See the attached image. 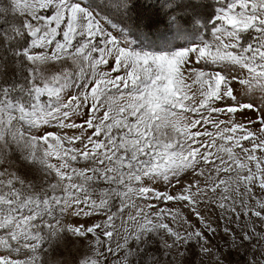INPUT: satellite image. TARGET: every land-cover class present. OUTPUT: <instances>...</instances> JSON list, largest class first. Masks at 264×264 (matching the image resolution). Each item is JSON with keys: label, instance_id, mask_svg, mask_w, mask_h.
I'll list each match as a JSON object with an SVG mask.
<instances>
[{"label": "snow or ice", "instance_id": "snow-or-ice-1", "mask_svg": "<svg viewBox=\"0 0 264 264\" xmlns=\"http://www.w3.org/2000/svg\"><path fill=\"white\" fill-rule=\"evenodd\" d=\"M112 2L116 8L125 9L130 0ZM17 7L31 17L24 21L30 45L25 41L12 48L17 61L26 60L33 65L66 58L73 63L83 61L92 72L93 82L81 85L83 90L77 89L73 94L70 90L73 74L68 69L44 77L37 69L29 68L27 84L9 81L0 87V138L11 133L18 144L23 142L24 148L31 150L29 156L33 159L36 144L47 145L39 162L58 178L51 188H62L61 195L55 191L52 195H26L17 189L14 181L20 184L24 181L14 173L6 180L0 179V185L8 189L0 195V229L7 233L0 237V248L9 253L0 255V264H29L28 260L13 258L12 253L19 254L22 250L36 253L45 242L37 221H43L45 216L56 219L57 209L61 216L70 213L77 217L101 214L106 217L102 223L67 225V231L77 238H94L89 241L94 255L86 256L78 264H107L106 258L100 259L105 255L102 249L107 244L106 251L111 253L114 234H119L109 198H119L121 207L117 211L121 213L125 207L137 209L136 215L128 219L137 222L138 229L128 232L124 243L117 244L118 249L125 248L133 238L138 245L147 246L151 234L160 236L163 232L171 239V243L164 239L168 249L190 247L195 239L202 252L210 253L211 241L206 233L215 234L216 229L198 210L208 192L215 193L223 187L227 193L233 183L237 192L243 185L245 195L253 192V185L264 190V157L257 154L264 153V0H225V6L218 8L209 20L214 44L201 41L199 45L159 53L133 50L117 35L106 31L104 19L80 2L24 0L23 7L19 3ZM44 9H54V13L39 14ZM61 32L62 39H57ZM101 65L108 66V70H100ZM237 67L240 73L235 74ZM192 77L189 84L187 80ZM237 84L240 93L236 91ZM192 85H198L196 91ZM257 92L262 97L259 103L248 98L250 93L254 97ZM13 93L19 95L13 97ZM241 93L244 99L239 98ZM45 95L54 100L47 107L41 103ZM247 112L259 115L247 122L233 119ZM76 116L86 118L77 122ZM53 123L61 130L76 129L79 134L61 137L43 127ZM257 124L258 132L250 127ZM33 131L41 134L33 135ZM65 141L69 145L79 141L83 148L65 149ZM245 142L250 146H245ZM52 157L57 163H49ZM80 160L86 167H71L69 161ZM182 169L200 176L207 171L211 183L203 188L199 181L195 185L189 183L176 194L160 190L155 183L149 185V181L160 179L171 184L169 172H173L179 184L177 177ZM221 173H227V179H220ZM74 176L84 183L74 182ZM95 180L115 185L105 189L99 202L91 198L86 187ZM136 198L186 202L185 207L190 208L203 230L170 226L165 218L170 216L175 222L179 214L165 208L154 213L153 220L143 208H138ZM227 199L228 196L222 197L221 209H225L223 201ZM252 199L256 204L246 207L244 215L251 214L264 221V200L255 196ZM231 211L235 212V207ZM236 219H240L239 214ZM183 223L189 222L185 219ZM60 225L61 221L56 219L55 224L44 222L42 226L56 235L63 231ZM224 231L230 230L226 227ZM241 239L250 241L252 236L245 231ZM143 251L137 249L138 254ZM128 254L131 255V249ZM30 259L31 264H37L35 255Z\"/></svg>", "mask_w": 264, "mask_h": 264}, {"label": "rangeland", "instance_id": "rangeland-1", "mask_svg": "<svg viewBox=\"0 0 264 264\" xmlns=\"http://www.w3.org/2000/svg\"><path fill=\"white\" fill-rule=\"evenodd\" d=\"M70 2L78 1L70 0ZM17 3L23 7L24 0H0V87L4 86V84L9 81L27 84L26 78L28 77L29 68L37 69L44 77H49L63 68L68 69V71L73 74L71 81L73 86L70 89L73 94L76 93L77 89H80L81 85H90L93 82L92 72L86 62L78 61L73 63L71 59L66 58L59 62L48 61L44 64L33 65L26 60L21 63L13 57L12 48L17 44H23L21 38L27 34V30L24 28V21L26 19H31L27 11H21L20 8L17 7ZM46 12H49V14L47 15ZM53 13L54 9H44L41 10L39 14L49 16ZM103 22L106 31H110L114 35H117L118 39L126 42L130 48L136 51L144 50L159 53L183 48L176 47L166 50H150L144 47H139L135 45L132 39L128 38L125 33L120 30V27L106 19H104ZM32 23L36 24L37 22L32 21ZM17 32H19L20 35H17ZM57 39H62V32L57 36ZM201 41L214 44L215 41L212 32L209 40L205 38L198 39L184 47L199 45ZM30 43L31 40L29 45ZM100 70L107 71L108 66L101 65ZM238 73H240V69L237 67L235 69V74ZM244 74H246V72ZM192 79H194V77L188 79L187 82L192 84ZM40 82V80H37V83ZM197 88L198 85H192L193 91H196ZM235 88L238 93L241 92L240 85H235ZM67 90L68 89H66V91ZM80 90L82 91L83 89ZM12 95L13 97H17L19 94L13 93ZM44 97L45 98H41V103L45 107L50 103H54V100L47 98L46 95ZM199 98V94L197 93L196 99L199 100ZM239 98L244 99L242 93ZM248 98H254L259 103L262 97L259 92H257L254 97L250 93ZM223 103H228V101H224ZM102 114L103 113L101 112L100 115L102 116ZM258 115V113L247 112L242 115L237 114L233 119L239 122H247ZM83 118L86 117H75L77 122ZM15 127L19 128L20 125H15ZM43 127H46L48 131H52L61 137L65 134L68 136L79 134V131L76 129L61 130L54 123ZM250 127L253 131L258 132L259 130L258 124L251 125ZM208 130L212 131L213 129L209 126ZM115 131L116 130L114 129V132ZM32 134L39 135L41 133L33 131ZM27 138L28 133L25 132L24 139ZM245 146L250 145L245 142ZM46 147L47 145L38 142L34 150L35 158L33 159L29 156L31 150L25 149L23 142L18 144L17 141L13 139L11 133L0 138V172L4 173L3 176H0V179L6 180L10 178L9 174L14 173L24 181V184H20L19 181H14L17 189L26 195H35L37 193L41 195L44 193L52 195L53 191H55L57 195H61V187H58L55 190L51 188L52 184L58 183V178L55 173L39 162L44 157V149ZM72 147L82 149L83 145L79 141L74 145H69L66 141L64 142L65 149ZM235 151L239 153L240 150L236 149ZM257 154L264 157V153L258 152ZM49 163H57L56 158H50ZM69 163L71 167L75 168L86 167L85 162L82 160H80L79 163L72 161H69ZM105 163H107V161ZM201 167H203L202 164ZM198 171L199 169H197V172ZM242 174L247 173L244 172ZM232 175L234 176L235 173ZM207 176V171H205L204 176H200L194 175L191 170L182 169L178 172L177 178H180L179 184L176 183V178H173V172H169L171 184H169L167 180L160 179L156 182L149 181V185L151 186L155 183V186L160 190L176 194L182 187L187 186L189 183L195 185L196 181H199L200 187H205L211 183L208 181ZM213 176L215 177V173H213ZM227 177V173L220 174V179H227ZM73 179L77 184L84 183L83 179L78 176H74ZM86 187L88 188L91 198L99 202V199L103 198L105 195V189L115 187V185L110 186L103 180H95L89 181L86 184ZM235 187L236 185L234 183L231 184L230 191L227 193H225L223 187L218 188L215 193L209 191L204 202H202L198 208L205 219L211 222L212 227L216 229L215 234L206 233L208 239L211 241L208 245L211 249L210 253L202 252L200 245L195 242V239L190 242V247L181 246L179 250L176 248L168 249L164 246V239H168L169 243H171V239L163 232H161L160 236H156L154 233L151 234L152 239L147 246L144 243L138 245L133 238L129 239L125 248L118 249L117 244L124 243V237L127 233L135 232L138 229V223L129 221L128 219L130 215H136L137 209L125 207L121 213L120 211H117V209L121 207L119 198H109V207L115 214L114 223L117 233L119 234H114L111 244L112 252L108 253L106 251L107 244H105L102 249L105 255L100 259L104 260L106 258L107 264H125V257H127V264H153L154 261L157 262V264H220L221 260H223V264H264V221L251 216V214H249V216L244 215L246 207L251 208L256 204V200L252 199L253 196L257 199L264 200V190L253 185V192L245 195L243 185L240 186L239 192L235 191ZM7 190L8 189L5 185H0V195H3ZM193 191H195V188H193ZM224 196H228L229 199L223 201L226 207L225 209H221L219 204ZM135 203L138 208H143L149 218L153 220H155L154 213L158 212L161 208H165L179 214L175 222L172 221L170 216L165 218V222L169 223L170 226L184 230H193L195 228H201L203 230V225H201L198 219L192 214L190 208L185 207L186 202L171 201L165 203L163 201L136 198ZM149 204L153 205V207H149ZM232 207H235V212L231 211ZM25 212H27V209ZM237 214L240 216L239 220L236 219ZM55 216L56 219L61 221L60 227L63 231L53 235V230L44 228L42 226L44 222L51 224L56 223V219H49V217L45 216L43 221H37V223L41 225V235L45 240L42 247H40L36 253H32L28 250H22L19 254L12 253L13 258L28 260L29 264H31L30 258L35 255L37 257V264H78L79 260L86 256H93L94 254L90 251L89 241L94 238L89 236V238L85 240L83 238L74 237L67 231V225L76 226L85 223L86 221L102 223L106 217L102 214L95 217H84L83 215L77 217L70 213L61 216L58 209L55 212ZM185 219L189 223H183ZM139 220L140 218L137 217V221ZM189 225H191V228ZM226 227L230 230L229 232L224 231ZM126 229L127 232L125 231ZM253 229L255 231H253ZM245 231L252 236L250 241H242L241 238ZM6 234V230L0 229V237H5ZM100 236L101 240H103L104 237L102 233ZM138 248L144 250L142 254H138ZM129 249H131V255L128 254ZM193 253H195V255ZM0 255H9V253L7 250L0 248Z\"/></svg>", "mask_w": 264, "mask_h": 264}, {"label": "trees", "instance_id": "trees-1", "mask_svg": "<svg viewBox=\"0 0 264 264\" xmlns=\"http://www.w3.org/2000/svg\"><path fill=\"white\" fill-rule=\"evenodd\" d=\"M75 1L120 27L136 46L150 50L184 47L202 38L209 40V20L218 8L225 6V0H130L125 9H118L112 0ZM30 40L28 34L21 38L23 44Z\"/></svg>", "mask_w": 264, "mask_h": 264}]
</instances>
